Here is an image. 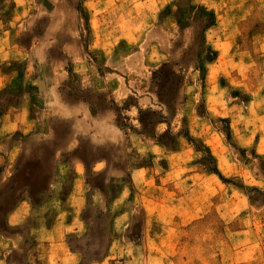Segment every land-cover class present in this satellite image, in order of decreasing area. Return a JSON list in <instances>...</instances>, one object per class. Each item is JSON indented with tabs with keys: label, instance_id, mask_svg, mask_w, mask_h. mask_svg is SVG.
Wrapping results in <instances>:
<instances>
[{
	"label": "rangeland",
	"instance_id": "rangeland-1",
	"mask_svg": "<svg viewBox=\"0 0 264 264\" xmlns=\"http://www.w3.org/2000/svg\"><path fill=\"white\" fill-rule=\"evenodd\" d=\"M103 37L109 46L101 45ZM69 39L84 50L83 63L64 51ZM3 46L0 221L27 183L55 178L60 188L51 192L60 213L79 220L71 242L90 251L104 248L111 228L100 220L103 211L93 204V191L75 184L84 175L74 173L69 125L59 122L51 132L43 91L57 87L68 103L92 99L125 126V108L135 97L121 104L93 89L112 70L114 56L126 65L135 52L141 70L129 73L173 107L167 113L141 109L146 131L163 119L173 118L175 126L181 121V132L188 134L184 143L195 150L187 164L197 163L216 179L209 197L190 211L200 219L176 227L181 232L174 242L184 251L180 264H264V0H0ZM86 67L92 80L87 86L80 78ZM188 96L192 107L181 112ZM163 138L172 141L169 135ZM57 166L62 172L56 176ZM94 180L101 181L99 176ZM139 203L129 207L133 221L127 231L134 237L142 231ZM55 205L51 202L46 212L56 211ZM123 244L127 241L119 247ZM131 248L124 247L117 258L132 256ZM135 257L137 264L146 263L144 255Z\"/></svg>",
	"mask_w": 264,
	"mask_h": 264
},
{
	"label": "crops",
	"instance_id": "crops-1",
	"mask_svg": "<svg viewBox=\"0 0 264 264\" xmlns=\"http://www.w3.org/2000/svg\"><path fill=\"white\" fill-rule=\"evenodd\" d=\"M101 45L109 46V38L103 37ZM64 51L72 61L83 63L84 50L78 40L65 41ZM6 52V46L0 48L1 54ZM113 58L112 70L97 79L93 91L105 93L109 100L121 104L135 97V103L125 108L128 116L125 126L117 122L107 106H98L92 99L68 103L59 96L57 87L43 91L44 101L50 104L46 110L51 116L48 120L51 132L56 133L59 122L69 125L67 142L77 164L74 173L84 175V181L77 178L75 184L93 191V197L97 198L93 204L101 206L103 211L100 220L108 221L111 228L109 241L97 251L74 245L70 237L77 234L73 232L79 220L74 215L64 217L60 213L56 192H51L60 188L59 181L55 178L46 181L40 176L25 185L22 197L6 210L0 221V264H137L135 255H144L145 264H180L183 260L184 251L174 242L181 232L177 233L176 227L200 219V215L192 216L190 211L209 197L216 179L213 173L200 171L197 163L187 164L191 160L187 156L195 150L184 143L188 134L181 132V121L175 126L173 118L163 119L151 132L143 129L139 119L141 109L159 108L164 113L169 109L158 101L148 82L137 83L135 75L129 73L141 70V60L135 52L126 65L118 62V56ZM84 70L80 78L87 86L92 83L91 73L87 67ZM189 99L191 96L182 102L181 112L192 107ZM163 135H169L172 141H166ZM61 172L57 166L56 176ZM94 176H99L101 181L94 180ZM127 176L129 182L125 181ZM115 178L119 179L118 184ZM112 188L115 192L109 195ZM51 202L57 204V210L48 214L46 207ZM138 202L143 211L142 231L134 237L127 231L133 221V208L129 207H135ZM124 241L127 244L119 247ZM127 246L132 247V256L117 258L119 251Z\"/></svg>",
	"mask_w": 264,
	"mask_h": 264
},
{
	"label": "trees",
	"instance_id": "trees-1",
	"mask_svg": "<svg viewBox=\"0 0 264 264\" xmlns=\"http://www.w3.org/2000/svg\"><path fill=\"white\" fill-rule=\"evenodd\" d=\"M167 66V64H164L162 67H161V69H160V71H162L163 69H164V67H166ZM159 99L162 101V99L160 98V96H159ZM163 103H165L166 105H167V108L169 109V111H171V110H173V107L171 106V104L169 103V102H167V101H163ZM144 113V111L143 110H140V116H139V119H140V121H141V123L143 124L142 126H143V129L146 131H149L148 129H147V124L145 123V120H144V118L142 117V114ZM214 171H216V170H214Z\"/></svg>",
	"mask_w": 264,
	"mask_h": 264
}]
</instances>
